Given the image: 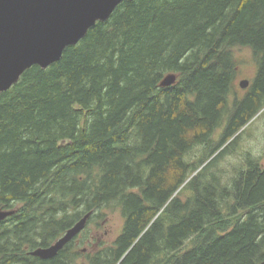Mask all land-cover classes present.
<instances>
[{"label":"trees","instance_id":"obj_1","mask_svg":"<svg viewBox=\"0 0 264 264\" xmlns=\"http://www.w3.org/2000/svg\"><path fill=\"white\" fill-rule=\"evenodd\" d=\"M241 49L258 69L231 101ZM259 113L264 0L122 3L0 95V209L17 210L0 222V264H261L264 167L221 168ZM110 209L125 223L106 244ZM88 214L57 257L29 255Z\"/></svg>","mask_w":264,"mask_h":264},{"label":"water","instance_id":"obj_2","mask_svg":"<svg viewBox=\"0 0 264 264\" xmlns=\"http://www.w3.org/2000/svg\"><path fill=\"white\" fill-rule=\"evenodd\" d=\"M132 1L0 0V95L17 85L31 68L48 69L58 63L68 48L80 44L98 23L108 21L122 3ZM177 80V75L169 74L161 87L174 86ZM249 86L248 80L240 83L242 89ZM16 213L17 210L0 209V222ZM90 217L91 214H88L82 218L51 247L39 248L29 255L43 260L54 259L85 231Z\"/></svg>","mask_w":264,"mask_h":264},{"label":"rangeland","instance_id":"obj_3","mask_svg":"<svg viewBox=\"0 0 264 264\" xmlns=\"http://www.w3.org/2000/svg\"><path fill=\"white\" fill-rule=\"evenodd\" d=\"M237 56L240 64L236 81V89L231 101L234 99V97L243 98L246 95L251 84L248 88L242 89L240 87V83L244 80H248L250 83H252V81L255 79L258 69L257 63L255 62L252 52L249 49H241L237 51ZM223 129L224 126L215 134V139H219ZM230 143L231 142H229L224 148L217 152L212 157V159L221 153L222 150H224ZM247 156L258 159L261 162V165L264 167V117H260L253 122L249 128V133L246 134L245 138L239 144L237 152L227 157L224 163L221 165V168L226 170L230 177H233L239 168L245 166V159ZM212 159L210 161H212ZM107 213L109 214L108 223L104 225L99 236L106 244H111L122 233L125 220L118 210L112 211L110 209L107 211ZM83 250L84 254L89 252L87 248ZM83 262H85V259L81 260V263Z\"/></svg>","mask_w":264,"mask_h":264}]
</instances>
